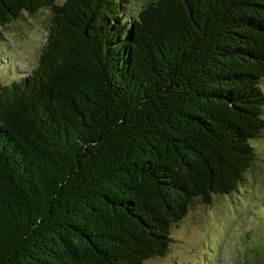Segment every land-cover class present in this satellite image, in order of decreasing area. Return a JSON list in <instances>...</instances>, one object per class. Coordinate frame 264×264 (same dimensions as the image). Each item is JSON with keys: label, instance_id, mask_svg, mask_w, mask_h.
<instances>
[{"label": "trees", "instance_id": "obj_1", "mask_svg": "<svg viewBox=\"0 0 264 264\" xmlns=\"http://www.w3.org/2000/svg\"><path fill=\"white\" fill-rule=\"evenodd\" d=\"M43 8L37 64L0 85V264L162 257L256 162L264 0H0V27Z\"/></svg>", "mask_w": 264, "mask_h": 264}, {"label": "rangeland", "instance_id": "obj_2", "mask_svg": "<svg viewBox=\"0 0 264 264\" xmlns=\"http://www.w3.org/2000/svg\"><path fill=\"white\" fill-rule=\"evenodd\" d=\"M147 1L123 0L124 13L136 14ZM49 17L43 8L0 27V85L37 64ZM252 144L256 162L238 189L214 195L209 204L195 199L172 226L166 254L144 264H257L264 256V136Z\"/></svg>", "mask_w": 264, "mask_h": 264}]
</instances>
